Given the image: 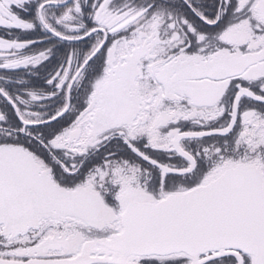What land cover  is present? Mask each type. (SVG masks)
I'll list each match as a JSON object with an SVG mask.
<instances>
[{"label": "snow or ice", "instance_id": "snow-or-ice-1", "mask_svg": "<svg viewBox=\"0 0 264 264\" xmlns=\"http://www.w3.org/2000/svg\"><path fill=\"white\" fill-rule=\"evenodd\" d=\"M0 264H264V0H0Z\"/></svg>", "mask_w": 264, "mask_h": 264}]
</instances>
